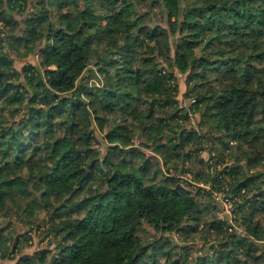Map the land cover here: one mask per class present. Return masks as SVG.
<instances>
[{"label":"trees","instance_id":"obj_1","mask_svg":"<svg viewBox=\"0 0 264 264\" xmlns=\"http://www.w3.org/2000/svg\"><path fill=\"white\" fill-rule=\"evenodd\" d=\"M52 1L0 0V215L50 214L34 254L0 228V260L264 264V0Z\"/></svg>","mask_w":264,"mask_h":264},{"label":"rangeland","instance_id":"obj_2","mask_svg":"<svg viewBox=\"0 0 264 264\" xmlns=\"http://www.w3.org/2000/svg\"><path fill=\"white\" fill-rule=\"evenodd\" d=\"M59 2V0H58ZM85 1L83 0L80 4L79 3H71L68 6L60 7L57 4V0L52 1V8H53V16L56 17L60 15V12H76L80 7L84 5ZM140 8L142 10L148 11L151 13V17L158 22H163V14L164 12L161 11L160 8V1L159 0H142V2L139 3ZM98 11L101 13L100 15H103V12L101 11V7H98ZM150 19V17H149ZM99 23H108L107 19L101 18L98 20ZM119 32V30H118ZM117 34V31L114 30L112 32V36L114 37ZM103 46V43H101ZM99 49H96V52H98ZM24 49H22V52ZM40 62V57L38 54L31 53L30 55H27L24 58H17L16 61V66L19 69H22V67L27 64V63H35L38 64ZM115 64V62H114ZM102 75V74H101ZM187 74H181L178 73V81H179V99L180 102L184 106H190L191 103L193 102V99L191 97L187 96ZM95 82V80H91ZM97 81V80H96ZM199 115H196L193 117V123L191 125H196L199 126ZM202 128V127H200ZM202 130V129H201ZM233 144H237V141H235ZM103 146V145H102ZM202 155L205 158L209 157V152L204 151ZM229 155H226L225 160H229ZM224 164H219V168H222ZM196 168H198V165H195ZM217 201H221L220 197H216ZM27 202L28 199H27ZM26 203V202H25ZM24 203V204H25ZM222 204V210L220 211L219 215L220 217H227L231 218L232 216L235 217L234 213H232V204H228L227 206L224 204V202L221 201ZM49 212L47 209L44 208H35L33 210H27V211H22L19 210V213H16V208L14 210V213H11L10 215H0V228L5 229V233L8 237H19L20 238V248H21V253L24 254H34L36 250L46 247L47 242L50 237L46 236L47 232V225L48 222L50 221L49 219ZM148 231L142 232L141 236L143 238H148L151 229L147 228ZM231 230V228H230ZM26 234H29L28 236L30 237L26 243ZM180 240H183V238L179 237ZM12 245V243H11ZM198 246H201V243L199 241H196V248H193V253L197 252ZM10 257L3 258L0 260L1 264H16V262L19 259L20 256V251H15L10 253Z\"/></svg>","mask_w":264,"mask_h":264},{"label":"built area","instance_id":"obj_3","mask_svg":"<svg viewBox=\"0 0 264 264\" xmlns=\"http://www.w3.org/2000/svg\"><path fill=\"white\" fill-rule=\"evenodd\" d=\"M218 197H220V200L222 201V202H224V204L227 206L228 204H230L231 202H230V200L228 199V198H225V197H223V194H218L217 195V198Z\"/></svg>","mask_w":264,"mask_h":264}]
</instances>
